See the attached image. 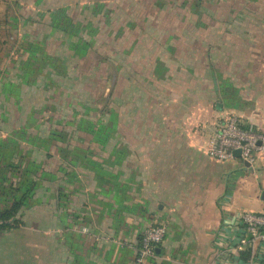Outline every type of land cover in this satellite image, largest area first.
I'll use <instances>...</instances> for the list:
<instances>
[{"label":"crops","instance_id":"obj_1","mask_svg":"<svg viewBox=\"0 0 264 264\" xmlns=\"http://www.w3.org/2000/svg\"><path fill=\"white\" fill-rule=\"evenodd\" d=\"M44 1L17 0L16 15ZM92 5L93 39L119 65L103 117L86 112L97 105L76 57L49 45L59 30L19 27L32 43L0 65V211L18 206L0 264H133L156 225L165 237L146 264H221L239 213L264 212V152L246 168L205 148L228 115L264 131V0Z\"/></svg>","mask_w":264,"mask_h":264},{"label":"built area","instance_id":"obj_2","mask_svg":"<svg viewBox=\"0 0 264 264\" xmlns=\"http://www.w3.org/2000/svg\"><path fill=\"white\" fill-rule=\"evenodd\" d=\"M235 150L239 151V157L233 155ZM262 152L264 131H258L252 125L241 126L233 115L215 123L205 148L206 155L212 159L227 161L237 158L246 168L253 167L256 155ZM235 225L236 237L221 247L219 257L223 261L220 263L239 264L247 261L251 264L257 254L261 255L264 250V212H241ZM165 233L162 225L143 229L133 264H146L148 259L154 257L155 248L162 242Z\"/></svg>","mask_w":264,"mask_h":264},{"label":"trees","instance_id":"obj_3","mask_svg":"<svg viewBox=\"0 0 264 264\" xmlns=\"http://www.w3.org/2000/svg\"><path fill=\"white\" fill-rule=\"evenodd\" d=\"M86 2L85 4H79L77 2V8L85 9V7L90 5V0H86ZM69 6L70 5H65L64 12L69 9ZM62 9L63 8H61V10ZM48 13V30L49 28L50 31L59 30L61 32L60 34L64 36L62 43L67 45L68 49L66 51L73 53L74 57H76L73 61L75 63H80L79 76L82 82L86 83V89L88 91L90 89V96L96 102L97 106L95 108L86 107V112L96 110L99 115L103 117L104 114L107 113L108 103L116 85L119 65L116 62L117 59L115 55L109 53L110 50H108V46L110 45L108 44L107 46L105 39L102 37L100 39H93V36L98 32L100 27L96 25L98 21L95 23L91 18L87 19L83 16V21L81 22L72 17V14L66 15L64 13L63 18H60L58 14L55 15V12L48 10ZM89 13L90 11H88V15ZM98 13H100L98 16L101 15V18L104 17L105 19L103 10H99ZM2 43L3 41L0 39V46ZM90 51H92V55L88 57ZM65 59H67L68 62L72 61L69 57ZM91 61L96 62V66L90 71L87 66L88 62ZM62 66L61 71L58 73L66 75L63 63ZM88 85L90 86L89 88ZM102 88H104L103 93L100 95L99 92ZM85 96L87 95L85 94ZM86 124L88 125V122H86ZM80 125H83V123H80ZM17 210L18 206L14 204L9 209L0 211V233L4 231L5 228L14 226L17 223V221L14 220V215Z\"/></svg>","mask_w":264,"mask_h":264},{"label":"rangeland","instance_id":"obj_4","mask_svg":"<svg viewBox=\"0 0 264 264\" xmlns=\"http://www.w3.org/2000/svg\"><path fill=\"white\" fill-rule=\"evenodd\" d=\"M39 1H43V0H39ZM67 1L68 0H46L43 3L41 2L42 5H39L36 7L31 6V7H27L23 9L22 14L20 15V17H18L16 15V9L18 10L20 7L17 4V0H0V39L3 41L2 45L0 46V65L3 64V59H5V57L7 58V60L9 58L11 59L10 57L11 48L16 47V48H20V50H27L25 49L27 47L26 45H31L32 43V41H29V40L28 41L21 40L20 42L19 38L17 37L18 34L15 37V31L19 27L22 28L23 26L25 27L26 25V27L28 28L29 26L30 27L29 29H36V31L34 32L42 35V33H40L39 30H41L40 29L41 27L42 28L47 27L46 24L49 21L48 19L49 16H47V14L44 13V10H46V12H48V10L55 12L56 13L55 15L58 14L60 18H63L64 13L66 15L72 14V17H74L77 20H80L81 22L83 21V16H85L88 19L91 15L96 14V12H94L96 10L94 8V5L92 6L89 5L85 7V9L84 8L78 9L76 5L77 2H75L74 4H71L69 6V9L66 12H64V8H65L64 4H67L66 3ZM74 1H77V0H74ZM84 1L85 3H87L86 0H83L81 2H84ZM68 2L72 3V0H69ZM61 8L63 9L61 10ZM88 11H90L89 15H88ZM91 18L94 19L95 16H91ZM40 19L43 24L44 23L46 24H44L43 26H38L37 23H35V21H39ZM103 23H104V19L103 21H100V25L101 24L103 25ZM96 25H99V24L97 23ZM50 39L51 40H50L49 45L51 47H55L56 49L53 48L55 49V51L60 52V49L63 47V43L62 44L59 43L57 45V40L55 37H51ZM37 44L42 45V43H37ZM14 55L15 54H13L12 56ZM103 89L104 88L100 90L99 92L100 95L103 93ZM9 230L10 229L8 227L4 229L5 232Z\"/></svg>","mask_w":264,"mask_h":264},{"label":"water","instance_id":"obj_5","mask_svg":"<svg viewBox=\"0 0 264 264\" xmlns=\"http://www.w3.org/2000/svg\"><path fill=\"white\" fill-rule=\"evenodd\" d=\"M233 155H234L235 157H239V151H238V150H235V151L233 152ZM261 198L264 199V191L261 193ZM158 252H159V249L156 247V248H155V253L158 254Z\"/></svg>","mask_w":264,"mask_h":264}]
</instances>
